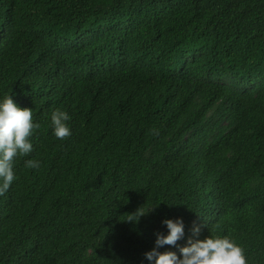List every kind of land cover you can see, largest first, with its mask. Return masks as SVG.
<instances>
[{
  "label": "trees",
  "instance_id": "obj_1",
  "mask_svg": "<svg viewBox=\"0 0 264 264\" xmlns=\"http://www.w3.org/2000/svg\"><path fill=\"white\" fill-rule=\"evenodd\" d=\"M8 93L39 168L16 157L0 194V264H149L177 216V245L226 236L264 264V0H0Z\"/></svg>",
  "mask_w": 264,
  "mask_h": 264
},
{
  "label": "clouds",
  "instance_id": "obj_2",
  "mask_svg": "<svg viewBox=\"0 0 264 264\" xmlns=\"http://www.w3.org/2000/svg\"><path fill=\"white\" fill-rule=\"evenodd\" d=\"M70 115L63 109H55L50 115V128L57 139L71 135L67 121ZM39 124L33 121L31 108L18 106L9 93L0 98V194L8 190L16 179L14 172L15 158L27 156L33 150L31 136ZM25 167L39 168V161L23 157ZM153 207V206H152ZM145 211L128 212L124 221L137 223ZM162 223L166 232H156L153 247L143 255L149 264H247L243 249L226 236L206 235L202 239L188 238L184 245L176 242L184 236V222L179 216L165 217ZM193 232L199 231V226L193 225ZM164 245H176V251H160Z\"/></svg>",
  "mask_w": 264,
  "mask_h": 264
}]
</instances>
